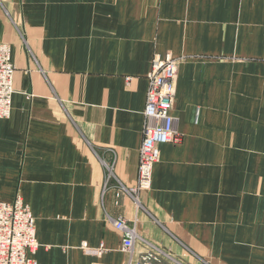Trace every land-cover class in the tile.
Returning a JSON list of instances; mask_svg holds the SVG:
<instances>
[{"label":"crops","instance_id":"obj_1","mask_svg":"<svg viewBox=\"0 0 264 264\" xmlns=\"http://www.w3.org/2000/svg\"><path fill=\"white\" fill-rule=\"evenodd\" d=\"M0 40V202L30 209L35 264H126L108 217L186 264H264V0H0ZM169 55L181 141L135 204L147 75Z\"/></svg>","mask_w":264,"mask_h":264},{"label":"built area","instance_id":"obj_2","mask_svg":"<svg viewBox=\"0 0 264 264\" xmlns=\"http://www.w3.org/2000/svg\"><path fill=\"white\" fill-rule=\"evenodd\" d=\"M183 61L184 57L156 56L147 75L138 180L136 187L128 189L135 204L138 203L139 192L150 189L151 170L160 157L159 145L178 144L181 141L176 128L177 119L172 115V103L176 93L178 67ZM14 70L9 46L0 40V120L10 117ZM106 168L112 169L107 165ZM107 220L121 237V249L128 255L126 264H177L171 253L140 237L135 223L129 224L125 219L111 217ZM136 244L143 247L137 255ZM38 247L34 219L21 197L17 195L12 203L0 202V264H35L31 255Z\"/></svg>","mask_w":264,"mask_h":264},{"label":"rangeland","instance_id":"obj_3","mask_svg":"<svg viewBox=\"0 0 264 264\" xmlns=\"http://www.w3.org/2000/svg\"><path fill=\"white\" fill-rule=\"evenodd\" d=\"M166 251H168L169 253H171V255L173 256V258L176 260L177 264H186L183 260L176 258L172 252H170L169 250L165 249Z\"/></svg>","mask_w":264,"mask_h":264}]
</instances>
